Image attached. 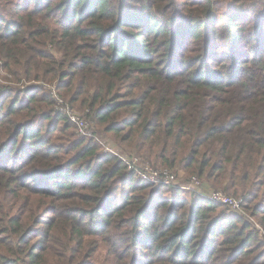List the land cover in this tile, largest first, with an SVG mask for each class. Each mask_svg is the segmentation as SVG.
I'll use <instances>...</instances> for the list:
<instances>
[{
  "label": "trees",
  "instance_id": "1",
  "mask_svg": "<svg viewBox=\"0 0 264 264\" xmlns=\"http://www.w3.org/2000/svg\"><path fill=\"white\" fill-rule=\"evenodd\" d=\"M0 264H264V0H0Z\"/></svg>",
  "mask_w": 264,
  "mask_h": 264
},
{
  "label": "built area",
  "instance_id": "2",
  "mask_svg": "<svg viewBox=\"0 0 264 264\" xmlns=\"http://www.w3.org/2000/svg\"><path fill=\"white\" fill-rule=\"evenodd\" d=\"M45 87L51 91L56 106V112L68 116L75 126L77 135L80 137L95 138L93 124L87 119V117L80 115L67 105L56 91L55 86ZM102 144L106 152L116 153L126 164L128 170L136 171L144 181L152 185H163L180 188L182 190H191L211 202L227 206L234 211L241 210L243 204L242 199L234 198L222 191L208 192L204 189L202 182L195 176L189 177L187 181L183 183L180 177L172 169L155 167L133 156V154L120 153L111 143L103 142Z\"/></svg>",
  "mask_w": 264,
  "mask_h": 264
},
{
  "label": "rangeland",
  "instance_id": "3",
  "mask_svg": "<svg viewBox=\"0 0 264 264\" xmlns=\"http://www.w3.org/2000/svg\"><path fill=\"white\" fill-rule=\"evenodd\" d=\"M45 86H55L56 87V91H57V84H45ZM45 89H47L46 87H45ZM47 90H49V89H47ZM61 97V96H60ZM62 98V97H61ZM63 99V98H62ZM64 100V99H63ZM202 182V181H201ZM205 190H207L208 192H212V191H216L217 189H213V188H211V187H206V189ZM240 199H242V198H240ZM243 200V199H242ZM243 205V204H242ZM231 209V208H230ZM258 230L261 232V229H260V227H258Z\"/></svg>",
  "mask_w": 264,
  "mask_h": 264
}]
</instances>
